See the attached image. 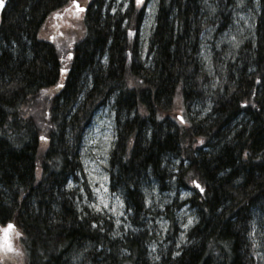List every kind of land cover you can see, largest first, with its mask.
Here are the masks:
<instances>
[{
  "label": "trees",
  "instance_id": "1",
  "mask_svg": "<svg viewBox=\"0 0 264 264\" xmlns=\"http://www.w3.org/2000/svg\"><path fill=\"white\" fill-rule=\"evenodd\" d=\"M201 1L158 0L149 65L137 36L144 11L135 0L116 11V0H88L67 63L42 31L50 18L65 22L72 0L4 1L0 264H259L253 224L264 217V0L254 41L217 67L216 83L200 62L209 26ZM217 1L224 27L233 0ZM111 99V189L124 197L137 229L125 235H115L101 215L79 212L76 192L67 189L81 171L84 133ZM197 100H209L208 112L182 120L176 111L187 113ZM172 159L178 164L170 168ZM149 178L163 191L192 190L185 203L198 215L179 253L157 260L144 228ZM181 205L167 206L171 228ZM9 223L21 235L17 261L2 237Z\"/></svg>",
  "mask_w": 264,
  "mask_h": 264
},
{
  "label": "rangeland",
  "instance_id": "2",
  "mask_svg": "<svg viewBox=\"0 0 264 264\" xmlns=\"http://www.w3.org/2000/svg\"><path fill=\"white\" fill-rule=\"evenodd\" d=\"M88 0H77L80 6H85ZM116 11L120 5L125 10L128 0H116ZM202 12L209 26L204 30L201 37L200 62L207 71L210 82H217V67L225 66L227 62L234 60L238 50L248 41L255 39V27L259 13L258 0H233V4L227 9L229 18L223 27V20L219 16L220 6L217 0H202ZM137 9H143V18L137 33L141 56L149 65L151 57L148 54V46L151 35L155 28L158 0H141ZM82 12V11H81ZM77 12L72 3L71 14L64 23L59 26L53 17L45 24L42 34L52 37L59 44V48L66 60L69 61L68 45L83 35L82 13ZM137 21V17L134 18ZM58 26V27H57ZM213 88V86H211ZM53 90H48L43 96H49ZM114 99L100 107L93 116L87 127L80 150L81 171L76 178L70 179L67 184L68 190L76 192V204L79 212H87L101 215L114 225L115 235L135 233L137 229L131 223L132 212L127 210L125 199L122 194L111 189L110 180V154L116 140V121L113 108ZM209 100H197L192 103L184 113L180 109L176 111L182 120L199 117L208 112L211 107ZM36 109L32 108L33 113ZM43 146L45 143L41 142ZM178 164L175 159L171 160V167ZM143 192L148 214L145 220V229L151 236L148 245L150 258L157 260L164 253L171 251L178 254L181 247L188 242V231L197 223L198 215L185 200L193 194L189 189H178L175 185L170 190L163 191L155 178L146 181ZM182 205L175 211V226L171 228V220L168 217L167 206L174 201ZM191 221V222H189ZM254 242L257 248L259 264H264V217L255 219ZM4 236V234H2ZM20 233L11 230L8 234V252L14 255L17 261L22 252ZM21 257V256H19Z\"/></svg>",
  "mask_w": 264,
  "mask_h": 264
},
{
  "label": "snow or ice",
  "instance_id": "3",
  "mask_svg": "<svg viewBox=\"0 0 264 264\" xmlns=\"http://www.w3.org/2000/svg\"><path fill=\"white\" fill-rule=\"evenodd\" d=\"M72 3L75 5L77 12H81V11L84 10V9L81 8L80 5L77 3V0H72ZM136 3H137V5H139V4L141 3V0H136ZM66 10H67V9H66ZM57 15H59V13H58ZM69 57H71V53H69ZM59 86H60V85H58V87H59ZM201 190H202V189H201ZM189 222H191V221H189ZM13 227H14V225H11V224H9V225L7 226L8 229H11V228H13ZM5 231H7V230H5ZM6 239H7V238H6ZM0 246H2V245H0Z\"/></svg>",
  "mask_w": 264,
  "mask_h": 264
},
{
  "label": "water",
  "instance_id": "4",
  "mask_svg": "<svg viewBox=\"0 0 264 264\" xmlns=\"http://www.w3.org/2000/svg\"><path fill=\"white\" fill-rule=\"evenodd\" d=\"M82 8L84 9V7H82ZM10 224L13 225L12 223H10ZM11 229H12V228H11ZM11 229L6 228L7 231H5V232H6V236H7V237H8V234H9V232H10Z\"/></svg>",
  "mask_w": 264,
  "mask_h": 264
}]
</instances>
